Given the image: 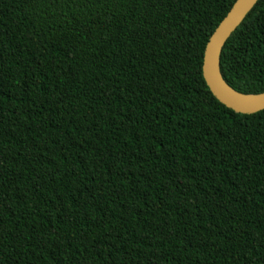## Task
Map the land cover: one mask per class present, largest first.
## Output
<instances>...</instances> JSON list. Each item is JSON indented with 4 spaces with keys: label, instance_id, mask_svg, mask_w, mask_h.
Returning <instances> with one entry per match:
<instances>
[{
    "label": "trees",
    "instance_id": "16d2710c",
    "mask_svg": "<svg viewBox=\"0 0 264 264\" xmlns=\"http://www.w3.org/2000/svg\"><path fill=\"white\" fill-rule=\"evenodd\" d=\"M236 0H0V264H264V109L203 76ZM224 80L264 92V0Z\"/></svg>",
    "mask_w": 264,
    "mask_h": 264
},
{
    "label": "water",
    "instance_id": "95a60500",
    "mask_svg": "<svg viewBox=\"0 0 264 264\" xmlns=\"http://www.w3.org/2000/svg\"><path fill=\"white\" fill-rule=\"evenodd\" d=\"M257 0H236L225 17L211 34L203 57V76L212 93L227 107L238 112L253 113L264 109V92L260 94H243L234 90L224 80L220 58L223 47L242 23Z\"/></svg>",
    "mask_w": 264,
    "mask_h": 264
}]
</instances>
